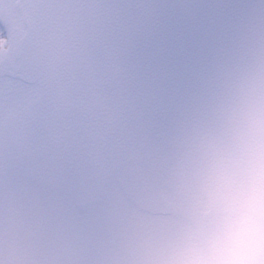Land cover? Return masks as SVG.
Here are the masks:
<instances>
[{
	"label": "clouds",
	"instance_id": "9594fccd",
	"mask_svg": "<svg viewBox=\"0 0 264 264\" xmlns=\"http://www.w3.org/2000/svg\"><path fill=\"white\" fill-rule=\"evenodd\" d=\"M27 5L0 32V264H264V0H241L233 48L159 136L134 48L194 0ZM122 199L131 218L97 234Z\"/></svg>",
	"mask_w": 264,
	"mask_h": 264
},
{
	"label": "water",
	"instance_id": "95a60500",
	"mask_svg": "<svg viewBox=\"0 0 264 264\" xmlns=\"http://www.w3.org/2000/svg\"><path fill=\"white\" fill-rule=\"evenodd\" d=\"M14 2L0 0V13H6ZM194 2L199 7L193 11L157 8L145 21L147 27L134 48L146 115L158 136L202 94L240 33L241 0Z\"/></svg>",
	"mask_w": 264,
	"mask_h": 264
},
{
	"label": "snow or ice",
	"instance_id": "6c2138e0",
	"mask_svg": "<svg viewBox=\"0 0 264 264\" xmlns=\"http://www.w3.org/2000/svg\"><path fill=\"white\" fill-rule=\"evenodd\" d=\"M21 14H29L27 0H15V2L9 6L6 13H0V20L4 22L5 26L14 25L18 22V17ZM147 179L149 181L155 182L159 179V173L155 169H148ZM133 212L134 209L132 207L131 201L122 199L119 202V207L116 213L111 218L97 216L93 219V224L97 234L102 235L106 228H115L117 226L126 224L131 218ZM39 222L46 235L54 231L55 221L46 213H41L39 216Z\"/></svg>",
	"mask_w": 264,
	"mask_h": 264
},
{
	"label": "rangeland",
	"instance_id": "374dc122",
	"mask_svg": "<svg viewBox=\"0 0 264 264\" xmlns=\"http://www.w3.org/2000/svg\"><path fill=\"white\" fill-rule=\"evenodd\" d=\"M4 30V28L2 27V25L0 24V32H2Z\"/></svg>",
	"mask_w": 264,
	"mask_h": 264
}]
</instances>
